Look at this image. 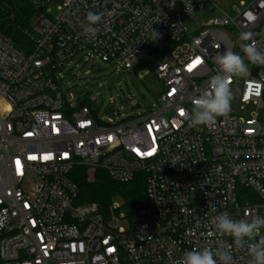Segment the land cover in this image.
I'll list each match as a JSON object with an SVG mask.
<instances>
[{
  "label": "built area",
  "instance_id": "2783aa9c",
  "mask_svg": "<svg viewBox=\"0 0 264 264\" xmlns=\"http://www.w3.org/2000/svg\"><path fill=\"white\" fill-rule=\"evenodd\" d=\"M30 1L31 49L0 31V264H176L205 247H230L235 264H249L213 220L264 216V81L253 73L264 66L245 60L230 112L211 126L190 128L183 112L219 71L218 55L244 56L251 41L241 33L264 51V0L215 17L208 0ZM89 11L102 14L94 39L82 27ZM100 64L154 73L164 85L157 103L127 115L112 99L101 115L94 85L70 86ZM96 81L104 90L106 78ZM246 106L256 112L243 120L236 110ZM77 167L120 184L144 175V207L78 204Z\"/></svg>",
  "mask_w": 264,
  "mask_h": 264
},
{
  "label": "clouds",
  "instance_id": "9594fccd",
  "mask_svg": "<svg viewBox=\"0 0 264 264\" xmlns=\"http://www.w3.org/2000/svg\"><path fill=\"white\" fill-rule=\"evenodd\" d=\"M175 0L167 5L174 7ZM102 20V14L89 11L86 15V25H82L84 33L94 39L99 28L94 27ZM155 39L161 34L154 32ZM242 42L241 50L244 56L227 49L216 57V64L219 71L210 78L208 87L192 101L191 110H184L183 116L188 120V127L211 126L217 117L227 115L231 110L233 95L230 84L234 78L247 76L249 74L248 62L264 66V51H261L253 40V33L243 32L239 35ZM215 230L220 234H228L234 239L237 249L247 248L251 257L249 264H264V236H260L261 229H264V216H252L251 219H232L226 212L217 215L213 220ZM211 235V233H209ZM255 241V242H253ZM235 264L231 248H218L215 252L208 247L203 249L193 248L186 251L183 257L176 261V264Z\"/></svg>",
  "mask_w": 264,
  "mask_h": 264
},
{
  "label": "trees",
  "instance_id": "16d2710c",
  "mask_svg": "<svg viewBox=\"0 0 264 264\" xmlns=\"http://www.w3.org/2000/svg\"><path fill=\"white\" fill-rule=\"evenodd\" d=\"M36 11L30 0H0V31L20 49L30 50L31 22ZM145 66V64H144ZM72 179L79 188L78 204H97L103 210L111 205L113 196H121L123 208L128 214L144 207L146 202V179L138 175L128 184L115 182L105 171L95 172V180L89 181L87 169L77 167ZM101 189L98 191V189Z\"/></svg>",
  "mask_w": 264,
  "mask_h": 264
},
{
  "label": "rangeland",
  "instance_id": "374dc122",
  "mask_svg": "<svg viewBox=\"0 0 264 264\" xmlns=\"http://www.w3.org/2000/svg\"><path fill=\"white\" fill-rule=\"evenodd\" d=\"M254 0H208V10L215 9L214 17L222 11L232 13L233 7H240L241 3L250 4ZM102 69L96 77L88 76L82 79H71V85L77 93L80 91H90L92 85L94 90L97 91L102 99L101 115L106 116L108 106H111V100L115 101L114 108L122 109V112L127 115H137L138 112L145 110L152 104L157 103L159 94L162 92L164 85L157 78L154 73L148 75L145 74V67H139L132 72H126L123 76V72L116 73V68L112 65L100 64ZM104 77L107 80L105 89H99L97 86V79ZM97 78V79H96ZM90 80V81H89ZM100 83V82H99ZM102 83V82H101ZM86 87H88L86 89ZM126 99V101H124ZM139 105V107L137 106ZM256 112L254 106H246L243 110L239 108L236 110V114L243 120H247L251 117L252 113ZM261 119L264 118V109L260 111ZM89 175V181L95 180V173ZM101 189L99 188L98 191ZM111 204H117L123 207L124 201L121 196H113L110 200Z\"/></svg>",
  "mask_w": 264,
  "mask_h": 264
},
{
  "label": "water",
  "instance_id": "95a60500",
  "mask_svg": "<svg viewBox=\"0 0 264 264\" xmlns=\"http://www.w3.org/2000/svg\"><path fill=\"white\" fill-rule=\"evenodd\" d=\"M254 75L260 77L264 81V71L261 69L257 68L253 71Z\"/></svg>",
  "mask_w": 264,
  "mask_h": 264
},
{
  "label": "snow or ice",
  "instance_id": "6c2138e0",
  "mask_svg": "<svg viewBox=\"0 0 264 264\" xmlns=\"http://www.w3.org/2000/svg\"><path fill=\"white\" fill-rule=\"evenodd\" d=\"M196 63H199V61H196Z\"/></svg>",
  "mask_w": 264,
  "mask_h": 264
}]
</instances>
